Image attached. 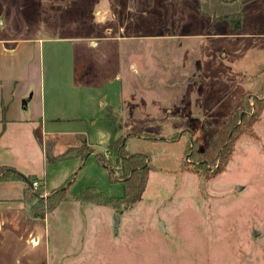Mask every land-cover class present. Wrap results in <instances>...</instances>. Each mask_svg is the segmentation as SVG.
I'll return each instance as SVG.
<instances>
[{
    "label": "rangeland",
    "instance_id": "obj_1",
    "mask_svg": "<svg viewBox=\"0 0 264 264\" xmlns=\"http://www.w3.org/2000/svg\"><path fill=\"white\" fill-rule=\"evenodd\" d=\"M234 11L232 33L214 16ZM2 39L18 50L0 56L14 73L42 46L45 149L73 153L85 139L91 154L47 163L38 197L73 181L43 217L24 201L0 208V264H264V0H0ZM170 110L178 120L165 121ZM235 112L256 117L252 132L223 171L195 172L188 146L207 150ZM132 132L129 150L150 155L142 199L79 200L87 186L124 195L96 156L120 177L110 145Z\"/></svg>",
    "mask_w": 264,
    "mask_h": 264
},
{
    "label": "trees",
    "instance_id": "obj_2",
    "mask_svg": "<svg viewBox=\"0 0 264 264\" xmlns=\"http://www.w3.org/2000/svg\"><path fill=\"white\" fill-rule=\"evenodd\" d=\"M183 1V0H179ZM234 1V0H230ZM214 18H221L228 22L230 25L231 31H239L242 26V12L234 11L232 13H225ZM261 72H264V65L260 69ZM262 96L264 98V87L262 89ZM245 105L249 106L248 103ZM264 108V100L261 101L258 111L261 112ZM113 108H110L112 111ZM110 116V113H109ZM113 118V119H112ZM256 117L249 115H242L238 112H235L232 115L226 117V119L216 126V131L214 132L211 140L209 141V146L205 151L196 150V145L191 143L186 150V155L188 156L186 163H189V166L192 169L203 175L205 177H210L211 174H217L218 172L223 171L228 162L231 160L232 154L235 149V142L239 137L247 135L252 132L253 124ZM110 120L115 125V130H121L120 123L118 124L117 118L110 116ZM116 120V121H115ZM135 133L132 132L127 137H120L116 139L113 144L110 145V149L115 153L118 162L120 163V171L122 175L120 177L114 176V171L112 167L107 163H104L101 157H97L98 162L102 163L108 169V176L112 182L121 181L124 183V195L122 196H108L103 191H98L93 186L84 187L79 196V200L88 201L94 204H103L110 206H122L123 209H130L135 203L140 201L144 195L149 177V171L151 169V163L148 161L150 155L145 152H134L129 150V140ZM50 140H45L44 144H50ZM82 146L77 149L75 152L71 153V150H67L59 155H54L48 152V149H45L46 162L49 164L58 163L63 160H66L69 157H80L82 160L90 155L91 151L88 149L85 139L83 140ZM187 163V164H188ZM219 164L215 172H211L208 164ZM37 177L32 175H25L20 172L13 166H0V182L6 180H15V181H26L27 186L24 188L23 192V201L29 203L30 211L34 214L35 218L39 216H44L46 213L51 212L56 206L60 203L67 200V193L70 187V184L73 181V176H69L68 179L60 186L49 194L47 197H38V191H43L46 187V180L43 178V182L39 189H33L32 183L36 181ZM36 190V191H34Z\"/></svg>",
    "mask_w": 264,
    "mask_h": 264
},
{
    "label": "crops",
    "instance_id": "obj_3",
    "mask_svg": "<svg viewBox=\"0 0 264 264\" xmlns=\"http://www.w3.org/2000/svg\"><path fill=\"white\" fill-rule=\"evenodd\" d=\"M26 42L31 44L30 41ZM4 45L5 40H0L1 57L6 52H18L15 47L9 49ZM41 52L42 46L37 53L33 52L32 57H28L29 61L18 62V73L12 72L15 63L0 60V166H13L25 175H35L38 179L47 170L44 142L46 136L52 135L44 133ZM112 108L114 110L115 107ZM168 112L172 118L165 121L178 120L173 117L177 113L174 114L172 110ZM26 186L27 182L23 180L0 182V208L17 202L22 206Z\"/></svg>",
    "mask_w": 264,
    "mask_h": 264
},
{
    "label": "water",
    "instance_id": "obj_4",
    "mask_svg": "<svg viewBox=\"0 0 264 264\" xmlns=\"http://www.w3.org/2000/svg\"><path fill=\"white\" fill-rule=\"evenodd\" d=\"M119 221H120V213H118V212H116V214H115V228H116V231H117V229H118V227H119Z\"/></svg>",
    "mask_w": 264,
    "mask_h": 264
},
{
    "label": "built area",
    "instance_id": "obj_5",
    "mask_svg": "<svg viewBox=\"0 0 264 264\" xmlns=\"http://www.w3.org/2000/svg\"><path fill=\"white\" fill-rule=\"evenodd\" d=\"M37 185H38V181H34V182L32 183V187H33V188H37Z\"/></svg>",
    "mask_w": 264,
    "mask_h": 264
}]
</instances>
